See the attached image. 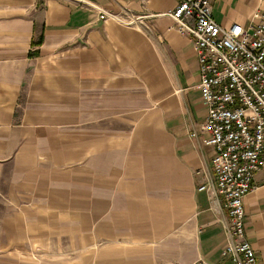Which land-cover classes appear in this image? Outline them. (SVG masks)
<instances>
[{"label":"crops","instance_id":"1","mask_svg":"<svg viewBox=\"0 0 264 264\" xmlns=\"http://www.w3.org/2000/svg\"><path fill=\"white\" fill-rule=\"evenodd\" d=\"M0 0V264L229 263L228 209L176 0ZM224 27L264 0H211ZM196 132V136H193ZM244 198L264 261V167Z\"/></svg>","mask_w":264,"mask_h":264},{"label":"built area","instance_id":"2","mask_svg":"<svg viewBox=\"0 0 264 264\" xmlns=\"http://www.w3.org/2000/svg\"><path fill=\"white\" fill-rule=\"evenodd\" d=\"M80 1L98 10L101 19L132 22ZM176 1L168 15L174 28L193 40L207 108L201 141L214 148L213 178L200 189L221 196L229 213L223 250L229 263L199 259L190 264H264L245 237L243 204L255 172L264 167V12L254 25L224 27L213 17L211 0Z\"/></svg>","mask_w":264,"mask_h":264}]
</instances>
